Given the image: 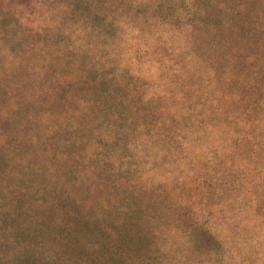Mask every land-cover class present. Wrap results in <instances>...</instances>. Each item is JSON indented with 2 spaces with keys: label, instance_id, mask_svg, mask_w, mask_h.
Returning <instances> with one entry per match:
<instances>
[{
  "label": "rangeland",
  "instance_id": "rangeland-1",
  "mask_svg": "<svg viewBox=\"0 0 264 264\" xmlns=\"http://www.w3.org/2000/svg\"><path fill=\"white\" fill-rule=\"evenodd\" d=\"M0 264H264V0H0Z\"/></svg>",
  "mask_w": 264,
  "mask_h": 264
}]
</instances>
